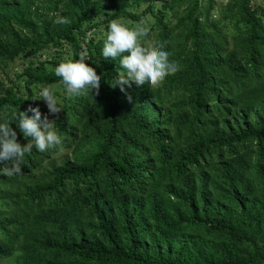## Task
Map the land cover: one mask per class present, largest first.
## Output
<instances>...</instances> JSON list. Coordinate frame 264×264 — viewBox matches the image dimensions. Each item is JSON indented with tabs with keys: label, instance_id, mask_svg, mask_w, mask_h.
<instances>
[{
	"label": "trees",
	"instance_id": "obj_1",
	"mask_svg": "<svg viewBox=\"0 0 264 264\" xmlns=\"http://www.w3.org/2000/svg\"><path fill=\"white\" fill-rule=\"evenodd\" d=\"M216 6L0 0V118L29 104L46 113L31 99L41 86L61 107V145L0 174V260L264 264V0H229L213 19ZM114 19L143 20L178 71L155 88L112 86L118 59L100 53ZM77 58L102 79L66 97L54 68Z\"/></svg>",
	"mask_w": 264,
	"mask_h": 264
},
{
	"label": "clouds",
	"instance_id": "obj_2",
	"mask_svg": "<svg viewBox=\"0 0 264 264\" xmlns=\"http://www.w3.org/2000/svg\"><path fill=\"white\" fill-rule=\"evenodd\" d=\"M68 22L67 17L55 21L59 24ZM148 32L143 20L133 26L115 19L108 23L100 54L104 58L118 59L119 71L115 73L112 86H118L121 91L130 84L136 88H155L165 77L178 71V64L169 59L170 53L163 45L145 39ZM85 61L83 58L67 59L55 66L54 74L59 78L66 97L84 90L91 93L98 90L103 74L98 75L96 69ZM31 99L42 100L47 112L42 115L39 105L29 104L23 111L13 109L10 117L0 118V174L4 176L20 174L23 158L33 148L44 152L61 145L55 119L61 107L55 93L48 86H41ZM10 123L15 124V129L24 138H29L26 143L17 140V131L10 127Z\"/></svg>",
	"mask_w": 264,
	"mask_h": 264
},
{
	"label": "rangeland",
	"instance_id": "obj_3",
	"mask_svg": "<svg viewBox=\"0 0 264 264\" xmlns=\"http://www.w3.org/2000/svg\"><path fill=\"white\" fill-rule=\"evenodd\" d=\"M229 0H215L217 6L215 8V10L212 13V18L216 19L219 17V11L220 9H223L224 6H226V4L228 3ZM233 26V25H231ZM233 28V27H232ZM226 29L231 30V27L228 25V27H226ZM24 61L22 60H17L13 63H10L8 65V73L9 76L11 78H15L16 74L21 73L23 71V68L26 67V65H23ZM0 264H12V262H9L8 260H0Z\"/></svg>",
	"mask_w": 264,
	"mask_h": 264
}]
</instances>
